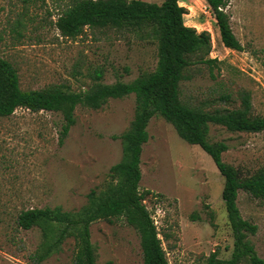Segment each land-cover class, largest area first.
I'll use <instances>...</instances> for the list:
<instances>
[{"label":"rangeland","instance_id":"374dc122","mask_svg":"<svg viewBox=\"0 0 264 264\" xmlns=\"http://www.w3.org/2000/svg\"><path fill=\"white\" fill-rule=\"evenodd\" d=\"M66 1L0 0V58L15 67L22 90L59 85L79 92L95 82L97 72L100 83L113 84L129 83L155 69L157 44L148 35L85 28L75 38L61 36L53 23ZM179 5L185 10V26L209 33L207 58L216 61L185 69L180 100L207 112L230 111L240 108L247 94L249 116L264 119V0L227 2L225 12L241 51L222 45L204 0H180ZM17 21L24 26L16 28ZM134 112L133 94L109 99L98 110L77 107L75 123L61 142L60 113L18 108L0 119V264H73V237L36 262L32 256L40 243L39 230L18 228L16 216L31 208L75 212L86 205L87 194L102 189L109 168L121 160L119 137L129 129ZM146 132L138 191L148 193L143 204L168 264H208L212 254L216 260L230 259L233 236L221 199L224 180L213 161L199 146L180 139L158 114ZM207 137L226 145L221 159L241 179L264 168V130L231 132L210 124ZM236 205L242 219L256 226L247 240L264 259V199L240 190ZM89 233L95 264H142L139 235L124 218L97 220Z\"/></svg>","mask_w":264,"mask_h":264},{"label":"trees","instance_id":"16d2710c","mask_svg":"<svg viewBox=\"0 0 264 264\" xmlns=\"http://www.w3.org/2000/svg\"><path fill=\"white\" fill-rule=\"evenodd\" d=\"M179 1L161 0L158 5L141 0H67L63 4L53 27L65 38H75L89 28L129 31L143 37L148 35L156 41L155 69L129 83L102 84L99 82L102 74L97 72L95 82L84 91L74 92L59 85L22 90L15 67L0 58V119L8 118L18 108L30 112L60 113L63 124L59 142L74 125L77 107L98 110L109 99H121L130 94L135 97L133 120L129 129L119 137L123 156L109 168L106 185L87 194L86 205L75 212L45 207L22 210L17 214L15 223L18 228L39 230L40 243L32 256L36 262L59 251L63 241L73 237L76 240L73 264H95L90 224L97 220L112 222L124 218L139 235L142 264H168L151 215L143 204L148 193L138 191L140 154L148 140L146 127L149 120L158 114L172 125L180 139L199 146L211 158L224 180L221 199L233 236V252L226 261L216 260L212 254L207 263L239 264L245 261L246 264H264V259L257 256L247 240L249 234L255 233L256 226L242 219L236 205L240 190L255 199H264V168L241 179L237 171L221 159L226 145L223 142L211 143L207 137L210 124L231 132H261L264 119L249 116L247 94L242 95L240 108L230 111L207 112L189 107L180 100L179 82L185 69L216 61L207 58L211 47L209 33H197L194 28L184 25L185 10ZM204 1L215 19L222 45L241 51L225 12L228 0ZM23 26L16 22V28Z\"/></svg>","mask_w":264,"mask_h":264}]
</instances>
